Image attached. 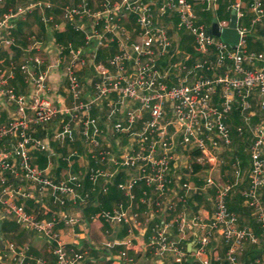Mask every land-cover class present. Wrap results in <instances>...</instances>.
I'll use <instances>...</instances> for the list:
<instances>
[{"label": "built area", "instance_id": "2783aa9c", "mask_svg": "<svg viewBox=\"0 0 264 264\" xmlns=\"http://www.w3.org/2000/svg\"><path fill=\"white\" fill-rule=\"evenodd\" d=\"M220 1L228 2L230 11L236 16L239 40L235 47L206 32L207 27L200 22L192 0L105 1L98 10H91L84 0V3L64 10V20L73 30L84 34L85 45L74 48L76 53L71 51L74 56L68 59L73 63L69 75L66 74L67 88L72 93L69 95L71 106L76 112L69 117L83 126L76 135L74 130L68 129L70 121H67V127L58 138L70 144L79 140L83 146L100 145L98 139L103 137V131L94 125L100 118L89 117V113L97 108L90 101L80 103L82 94L76 93L80 79L75 67L90 64L95 70L104 61L114 75V81L112 79L107 88L114 90L116 96L111 105L107 107L108 103H104L101 107L107 119H121L109 122L114 138L120 137L119 133L125 130L129 137H125L122 152L116 142L112 149L114 155L109 151L91 153L90 157L98 155V159L90 158V166L79 164L74 171L68 166L69 173L57 180L47 176L46 169H39L29 162V155L33 149L52 154L48 152L45 139L37 137L36 129L50 124L62 115L63 110L49 94H45L41 79L30 80L28 69L34 65L33 56L24 63L25 66L18 67V72L21 70L24 79L33 86L26 93H18L8 86V79L16 73V68L11 69L8 65L4 70L0 61V97L4 98L9 113L6 122L0 121V172H9L16 179L19 170V181L30 185L26 190L20 183L16 188L3 185L0 177V206L4 212L15 214L22 222L19 226L34 230L48 240L56 264H85L86 260H92L89 251L98 250L104 258L90 264H132L133 258L128 253L134 250L148 254L157 264H212V258L221 263L219 257L212 254L214 241L224 247L225 264H243L241 257L246 245L261 246L260 238L264 240V7L261 0H251L247 6L242 0H203L202 12H213ZM3 3L4 0H0V8ZM29 10V7L17 8V12L3 15L0 31L4 30L7 37L0 40V44L13 43L10 22L16 15H25ZM246 15L251 16L248 27L242 23ZM129 20H134L136 27L132 33L124 26ZM49 21L51 18L44 19V22ZM228 24L229 18L218 22L220 29ZM256 26L263 27V34H258L262 51L248 50L245 41L246 35ZM183 31L192 39L191 53H183L180 49ZM107 48H114V54L95 65L97 51ZM33 49L39 50L37 44L30 46V50ZM67 49L71 46L58 47L57 54H63ZM88 49L92 50L90 57L85 55ZM39 75L38 69L36 76ZM100 93L103 94L100 97L107 95L104 90ZM253 99L255 106L251 103ZM253 107H257V112ZM233 113L245 127H238L239 135H245L246 129L250 141L246 148L247 172L240 169L238 162L231 163L233 180L230 181L228 173L221 177L217 173L225 164L221 153L230 151L232 140L228 121ZM256 114L258 121L253 123L251 117ZM133 125H136L134 130ZM117 151L119 154H115ZM195 152L200 155L193 157ZM72 156L81 155L74 151ZM192 161L199 163L203 170L192 173ZM120 174L116 187L126 203H117L118 212L115 209L102 212L100 218L107 220V224L115 219L120 223L130 222L126 224V238L122 242L106 240L102 246L76 249L56 234L58 224H73L77 221L74 217L63 215L47 219L43 216L47 213H27L14 202L15 197L31 198L32 192L42 193L46 188L48 193H45L63 207L71 202L72 191L84 177L91 182L96 178L99 182L112 176L116 180ZM245 176L247 185L238 188ZM96 185H91V189L94 190ZM110 185L104 183L103 188L108 190ZM61 186L65 191L60 189ZM231 194L241 198L250 210L261 237L239 226L237 215L227 207ZM196 197L209 200L210 217L204 215L205 208L197 205ZM189 204L196 210H191ZM140 205L148 209L141 222L137 211ZM114 229L108 227L105 234L110 236ZM117 246H123V249L113 252ZM20 249L9 243L3 262H0L25 264L30 261L27 249ZM168 258L170 262L167 263ZM32 262L45 264L41 259ZM253 264H264V255L254 259Z\"/></svg>", "mask_w": 264, "mask_h": 264}, {"label": "crops", "instance_id": "0c3cea01", "mask_svg": "<svg viewBox=\"0 0 264 264\" xmlns=\"http://www.w3.org/2000/svg\"><path fill=\"white\" fill-rule=\"evenodd\" d=\"M105 1H109L111 3L120 2V0H85V2L88 4V6L90 7L91 10L101 9L100 8L101 3L105 2ZM242 1L247 6L249 1H251V0H242ZM220 2L223 4L218 3L217 9L214 10L213 12H211V11L202 12V8L205 7V3L203 2V0H192V5L194 7L195 13L197 14L200 22L202 24H204L205 27H209L211 25L213 19H215L217 22H220L219 19H217L216 15L213 16V13H216V12L219 13L220 11H223L224 7H225L224 10H226V12L229 13L228 18H230V12L231 11L229 9V6H230L229 3L226 1H220ZM261 2H262V5L264 7V0H261ZM82 3H84V0H4L3 6H2V8H0V19L3 17V15L9 14L12 11L17 12V8L23 9V8L29 7L30 10L28 12H26V16L16 15L10 22V24L13 27V29L11 31V36H10L14 40L13 43L16 42L19 45L21 43V45H20V47H22V48H20L21 50L23 48L27 49L28 44L34 45L37 43H39V44L43 43V45L46 46L45 51H47L46 53L48 54V56H49V54L55 55L58 53V47L56 46L58 43L63 44L65 46L71 44L70 42L66 41L65 39L60 38L61 35L64 34L68 28H70L73 32H79L83 36V41H84V34L81 31L73 30V28L70 26V24L68 22H66L63 18L64 10L67 7H69L71 5L78 6ZM46 5H49L50 7H46ZM250 17H251L250 15H246L244 17V19L242 20L243 25H245L247 27L249 26L248 23H249ZM47 18H51V21L44 22V19H47ZM124 26L127 27L128 31L130 33H132L134 30H136V27L134 25V20L127 21L126 23H124ZM184 33H186V32H184ZM248 34L250 35L251 44H254V43L259 44L260 45V46L258 45V47H260L259 50H261V49L263 50L262 40L258 37V34L259 35L263 34V27L256 26L255 29H253V31H251ZM6 37H7V35L5 34V31L4 30L0 31V38L5 39ZM246 37H247V35H246ZM180 38H181V33H180ZM189 38H190L191 43H192L191 37H189ZM247 38H245V41L247 40ZM246 44H247V41H246ZM180 45H181V43H180ZM56 48H57V50H56ZM12 49H13V51H11V52H13V56L10 53V49L9 50H3L0 52V61L2 63L1 66H3L4 68H8V65H9V63H11V61L16 62V61H19V57H21V56L24 57V55L20 49H16L14 47ZM107 49H109V48H107ZM192 49H193V47H192ZM35 53H37V52L35 50H32L30 52V54H25V56L33 55ZM18 63L19 62H17L16 65ZM85 76L86 75H84V77ZM8 84H9V87L15 88L14 86L10 85V82H8ZM53 84H55V83L53 82ZM59 89H60V86H59V83H57V84L52 86V89H51L50 94H49L52 101H54V103L58 106H60L58 96H61V95H56V91H58ZM15 91L20 92V93H26L27 92L26 89L24 88V86L15 88ZM60 101L63 104V98ZM96 113H97V109H96ZM8 118H9V113L7 111V108L4 105V99H2L0 97V121L6 122L8 120ZM251 121L253 123H257L258 115L256 114V115L252 116ZM238 122L240 123L241 121H240V118L235 113L231 116L230 120L228 121V123L232 124L231 126H233V127H236L235 125ZM53 126H54V123H52L50 126L46 127V129H44V130H40L41 128H37V130L39 132H45L43 137H40V138L45 139V140L49 139L52 132H53L51 130V128H53ZM239 127H241V126H239ZM37 137H38V135H37ZM235 137H236L237 141L233 147L229 148L230 151L226 150V151L221 153V156L223 154V158L225 157V159H227V162H225L224 166L221 168V170L219 172L229 173L227 178L230 181L233 180V176L231 175L229 164L231 165L232 162H238L240 169L243 172H247L248 163H249V158H248L247 165L242 166L243 163L241 162L240 158H238V155H237L239 152H242V153L246 154L248 157V154L246 152L244 144H246L247 141L248 142L250 141L249 136H247L248 139L246 138L245 140L241 136H235ZM244 142H246V143H244ZM74 145L76 147H78L79 150H81V148L83 147V144L79 140ZM30 154H31V157L33 160L38 159V161H32V163L34 165L35 164L39 165L40 169H45L46 164H42L43 162L38 158L39 154L34 153V151L30 152ZM60 161L61 160L59 158H57V162L61 163ZM67 165L68 164H66V167L64 166V168L62 167L63 171H67L69 169V167ZM88 166L86 165V167H88ZM72 169L77 170L76 165L73 168H71V171H72ZM59 171L60 170L57 167H55V175L52 176L51 178L55 179V180L59 179L61 176V175L59 176ZM1 172L5 175L4 178L5 179L7 178V180L3 179L1 177V173H0V177L4 181L3 185H9L10 184V186H13L15 188H16V186H19L18 185L19 183L14 181V179H13L14 177L12 174H10L9 172H6V171H1ZM219 172L217 173L218 176L220 175ZM247 180L248 179L245 176L242 184H240L238 186V188H244L247 185ZM20 185H22L24 190H26L30 186L28 183H26L24 181H22L20 183ZM234 197L237 199H240L237 196H234ZM195 200H196V198H195ZM203 200L205 201V198ZM35 201H36V196H35V193L32 192L31 198H23L21 196H18L17 200H15L14 202L17 205L24 207L27 213L32 214L33 212H36L37 210H40L43 213V210L38 209L39 205L37 203H35ZM196 201L199 202L198 200H196ZM44 203H45V207L50 208L51 210L52 209L56 210L57 208H60V206L58 204H55V203L53 204V199L50 196V194L44 195ZM204 203H202L203 207L205 208L204 215L206 217H210L211 213H212L211 206L209 204L207 205L206 203H205L206 204V206H205ZM263 204H264V201H263ZM68 207H69V205H67V207H63L64 209H67L66 212H69V210H70V208H68ZM249 211L250 210L247 207H245L244 204L242 203V209H240L237 213H235L238 217V220H239V226L244 227L245 229H250L258 237H261L259 227H258L257 223H255L256 220H255L254 216L249 213ZM4 213L5 212H4L3 208L0 206V228H1V225L3 222H6L8 224L13 223L10 220L6 219V217L4 216ZM53 214H56V211H54V212L50 211V212H48L47 215H44V217L47 219H51L52 217L58 218V215L54 216ZM87 221L88 220L85 221L87 223V225L84 228V231L78 236L80 238L78 240L79 243H74L73 247L76 249L77 248L81 249L83 247H85L84 249H88V246L90 247L91 245H94L97 247L103 245V243L98 244V243H95L93 241H88L87 235H88V231H89V222H87ZM90 222H91V220H90ZM92 224L94 226V229L97 231L96 233H99L102 227L97 226L96 223L95 224L92 223ZM61 228H63V227H61ZM24 229L19 225L12 227L10 230L11 232H7V233L4 232L3 233V235H2L3 240L1 239L0 241H4V244H6L7 242L16 241L15 245H17L18 247H20L22 245H26V248L28 250V253L30 254L31 260L27 261L25 264H33L32 261H34V259H41V260L45 261V264H56L55 259L50 252V245H49L48 241L40 233H39L40 234L39 235L38 232H36L34 230L27 231ZM256 230H258L259 234L256 233ZM124 231L125 230L121 231L119 228H115V230L111 233L110 236L105 235V241L106 240H112V241H116V242H122L126 238V232H124ZM6 239L8 241H6ZM17 239H18V241H17ZM65 239H67L66 236H65ZM84 242H87V244H88L87 247L83 244ZM188 246H189V244H188ZM258 247L261 248V246H258ZM120 249H123V246L115 247L113 252H117ZM212 250H213V252H212L213 256L214 257L218 256L219 260H221V263H220L218 260H215L216 258H212V264H225L224 247L221 246L219 241H214L212 243ZM259 251L261 252V256H263L264 255V249H261ZM96 252L95 253L97 255L94 256V254H93L92 260H90V259L86 260L85 264H90L91 262L95 263L97 260H99V259L102 260L104 258L102 251L98 250ZM128 254H129V257L133 258L132 264H157V263H155V260L152 259L151 256H149L148 254H144L142 252H137L136 250L130 251ZM166 262L167 263L170 262V259L168 258V260Z\"/></svg>", "mask_w": 264, "mask_h": 264}, {"label": "rangeland", "instance_id": "374dc122", "mask_svg": "<svg viewBox=\"0 0 264 264\" xmlns=\"http://www.w3.org/2000/svg\"><path fill=\"white\" fill-rule=\"evenodd\" d=\"M219 3H221V2H219ZM221 4H223V3H221ZM215 15H216L217 19H219L220 22L228 19V15H227L226 11H220L219 13L218 12L213 13V16H215ZM24 16H26V14ZM0 40L3 41L4 39L0 38ZM0 45H2L0 47V52L3 50H9L10 49V53L12 56H13V52H11V51H13V49H12L13 47L16 49L22 48V47H20L21 43L19 45L16 42L12 43L10 45L3 42ZM83 45H85V44H83ZM30 46H32V45L28 44L27 49H25V48H23L22 50L20 49L22 51L24 57L23 56L19 57V61H16V62L11 61V63H9V67L11 69H15L19 65L20 66L23 65L29 59V57L33 56L34 65H33L32 69H28V75H29L30 80L34 82V80L36 78L41 79L39 81H42V83H44L45 88H46L45 89L46 95L50 94V91H51L53 85L59 83V86H60V89L58 91H56V95H61V96H58L59 105H60L59 107H60V109L63 110V112H62V115H60L56 118V119L59 118L58 122L54 123L55 120L50 122V124L54 123L53 128H51V130L53 132H52L50 138L45 140L48 143V147H49V149L47 148L48 152L50 151L54 155L53 154L46 155V153L39 152L40 150L33 149L34 153L39 154V156L44 160V163L46 164L45 169H46L47 176H49L50 178L52 176H54L55 175V167H57L60 170L59 171V176L61 175L60 178L64 177L67 173H69L67 171L62 170V167L63 168H64V166L66 167V164H68L67 166H70V168H73L75 165H76V167H78L79 164L83 165L84 167H86V165L88 166L91 163L90 158L94 159V161L96 159H98V155H93L94 158H93V156L90 157L91 153L95 154L97 152L109 151L111 155H114L112 149H113L114 143H116V142L119 143V145L121 147V152H122L125 149V144H126L125 137H127V138L129 137L128 132H127V130H125L124 132H120L119 134L121 136L114 138V136H113L114 132L112 131V133H111V131L109 130L110 129L109 128L110 127L109 122H112V120H113V122H115L114 120L121 121V119H120V117L119 118L114 117L113 119L111 117V118L107 119V115L105 117V110L101 107V106H103L104 103H105V105L108 103L107 107L109 105H111L114 101L113 100L114 97L116 96V94L114 93V90H111V89L109 90V88H107V86L110 85L112 79L114 81V75L105 66V61H104V63H102V65L98 66L95 70L90 68V64H88L86 66H82V65L77 64L75 67L77 77L80 78V81H78L79 88L76 90V93H79V95L82 94L81 95L82 98H80V103H83L82 101H86V102L90 101V102L94 103L95 107L97 108V113L94 111H91L90 113L88 112L89 117L92 119L94 118L95 120H96L95 116H97V118L99 117L100 118V119L98 118L99 121L98 120H97L98 122L94 121V125L96 124V127L100 126L101 127L100 129L103 131V133L101 132L103 137L101 136L98 139V141H99L98 144H100L98 147H92V145L91 146H83L81 148V150H79L78 147H76L74 145L75 143L70 144L69 142L65 141L64 139H61L60 137L58 138V135L67 127V124H65V123H67V121H70L68 123V126H70L68 129L70 131L74 130L76 135H78L77 134L78 131H80L82 126H83V124L80 123L79 121L73 122V119H71L69 117V115L71 113H76V112H73V111H75L74 106H71L72 102L70 101L69 95H71L72 93L70 92L69 88H67L68 76L66 77V74L69 75V71H71L70 65L73 63V60L69 62L68 58L70 56H74V53H76L75 49L72 45H66L65 46L63 44L58 43L56 45L57 47H69V46H71L72 50L67 49V50H64L65 52L63 54H55V55L49 54V56H48V54L46 53L47 51H45L46 46H44L43 43H41V44L37 43V46L39 48V50H35L37 53H35L33 55L25 56V54H30V52L32 51V50H30ZM91 46L92 45H90V48H91ZM56 50H57V48H56ZM71 51L74 53H72ZM114 52H115V49H114ZM86 53L87 54H85V55L90 57L92 50L88 49V50H86ZM172 60H174V62L177 61V59H175V58H173ZM17 62H19V63L16 65ZM74 62H75V60H74ZM171 62L173 63V61H170V63ZM23 66H25V64ZM88 66H89V68H88ZM38 69L40 70L41 75L36 76ZM4 70H7V68H4ZM80 74H81V76L83 75L82 79H81V76H79ZM84 75H86V76L84 77ZM13 78H19L20 83L22 82V84H23L20 86H25L26 88H33V86L31 85V82L24 79V76H22L21 70H19V72L16 71V73L13 72L12 78H9V79H13ZM9 79H8V82H10ZM52 81L55 84H53ZM8 86H9V84H8ZM100 90H104L107 95L100 97V95H103L100 93ZM62 98H63V104L60 101V100H62ZM87 104H89V103H87ZM254 111L257 112V107H255ZM80 113H84V112H80ZM93 113H94V115H93ZM90 114H91V116H90ZM124 126L126 127V125H124ZM46 127H48V126L45 125L40 130H44V129H46ZM135 127H136V125L131 126L132 130H134ZM37 133H38V130L36 129V134ZM74 151L77 152L78 154H81V156L80 157H73L72 153ZM115 154H119V151L115 152ZM39 156H38V158H39ZM57 158H59L61 160L60 161L61 163L57 162ZM223 159L225 162H227V159H225V157ZM32 161H38V159L33 160L31 157V154H30L29 155V162L32 163ZM35 166L40 169L39 165L35 164ZM17 171L19 173V174H17V177H16L17 180L14 178L13 179L15 182L21 183L22 181H19L21 178V173L19 172V170H17ZM72 171H74V170L72 169ZM84 171H85V173L86 172L88 173L87 170H84ZM0 173H1V177L3 179H5L4 178L5 175L2 172H0ZM223 173L224 172H222L220 174V177ZM86 177H84L83 181L79 185H77V189L72 191L71 202L66 204L65 206H63V207H67V205H69L68 208H70V210H69L70 213L66 212L67 209H64L63 207L57 208L56 210L55 209L51 210L50 208L45 207L44 195L46 194L45 192H47L46 188L42 189V191H44L42 193L41 192H38V193L34 192L35 196H36L35 203H37L39 205L38 209L43 210V213L41 212L42 215L44 213L48 214V212H50V211H52V212L56 211V214H53L54 216L58 215L59 217H62L63 215H67L68 217H74L77 220L73 224H70V225L64 224L63 225L61 223V224H58L56 227L57 229H59V231L56 234L61 235V237L63 239H65V236H66L67 239H65V241L67 240L66 242L68 243V245H74V243H79L78 240L80 238L78 236L84 231V228L87 225V223L85 222L86 218H91L90 219L91 222L94 224L96 223L97 226H101V227L106 226L109 228L119 227L121 231H122V229L123 230L126 229V224L130 223V222L126 223L125 221L120 223L115 219V221L111 222V224H107L106 223L107 220L100 218V214L102 212H106V210L103 208V205L100 203V200H99L100 196H101L100 198L102 199V198H105V195L107 194V190H105L103 188V184L109 183L112 185V183L115 180V177H113V176L107 177V178L104 177V178H102L103 181L99 180V182L96 178H94L95 179L94 182L93 181L91 182V180L88 179V177L86 179ZM93 177H95V176H93ZM5 180H7V178ZM53 180H55V179H53ZM86 181L88 182V184H87L88 187L84 188ZM90 184L91 185L97 184L94 190L91 189ZM1 185H2V183L0 182V186ZM101 188H103V189H101ZM60 189H62V191H65V189L62 186L60 187ZM12 194L14 195L15 193L12 192ZM56 194L57 193H54V197L55 196L57 197ZM14 200H17V198L15 197ZM121 201L122 200H120V203H121ZM205 201H206L205 203L207 205L210 204V202H208L209 200H205ZM118 202L119 201L117 199L113 201V203L111 204L112 205V209H111L112 211H113V209H115V211L119 210V208L117 209V207H116V204ZM54 203L55 202L53 201V204ZM125 203H126V200L123 199L122 204H125ZM196 203H197V205L203 207L202 203H200V202H196ZM205 203H204V205L206 206ZM189 206H190L191 210H193V211L196 210V207H192L191 204H189ZM92 209H94L95 211H92ZM139 209H140V212H139L140 216L138 218V221L141 222L142 220L145 219V215H147L146 211L148 209L145 207V205H141L139 207ZM37 213H40V210H37ZM4 216L6 217V219L10 220L15 225H18V224L20 225L22 223L16 219L15 214L12 212L7 211L4 213ZM126 218L129 219L127 216H126ZM61 227H63V228H61ZM24 230L30 231V229H26V228ZM134 232H136V231L134 230ZM1 239H2V236H1L0 240ZM6 241H8V240L6 239ZM17 241H18V239H17ZM12 242H13V244H16L15 243L16 241H12ZM9 243H11V242H7L6 244H4V241H3L2 245H0V261L1 262H3L2 257L6 254L4 252L6 251V246H8ZM15 246H17V245H15ZM24 247L26 248V245L20 246V248H22V249ZM83 248H85V247H83ZM22 249H20V250H22ZM16 251H18V250H16ZM96 253L94 251H89V255L91 258L93 256V254H94V256L97 255ZM27 254H29L28 250H27ZM5 261L8 262L9 260H5ZM1 262H0V264H2ZM44 263H45V261H44Z\"/></svg>", "mask_w": 264, "mask_h": 264}, {"label": "trees", "instance_id": "16d2710c", "mask_svg": "<svg viewBox=\"0 0 264 264\" xmlns=\"http://www.w3.org/2000/svg\"><path fill=\"white\" fill-rule=\"evenodd\" d=\"M224 9H225V7L223 8V11H226ZM227 15L229 17V13L228 12H227ZM189 37L190 36L188 34H186L184 32H181V45H180V49H181V51L183 53H191L192 52L193 45H192L191 40H190ZM247 37H246L247 38V40H246L247 41V44L246 45H247L248 50L262 51V49L259 50V48H260V47H258L259 44H257V43L256 44L255 43L254 44H251V42H250V35L249 34H247ZM60 38L61 39L63 38L66 41L70 42L71 45L74 48L81 47L84 44L83 36L79 32H73L70 28H68L65 31V33L61 35ZM113 54H114V49H112V48H109V49H99L97 51V54H96L95 65H98L100 62H103L105 59L109 58ZM18 67L16 68V71H18ZM79 76H81V74ZM81 79H82V76H81ZM10 85L11 86H14L15 88H17V87H22L20 85H23V84H22V82L20 83L19 78H14L13 80H10ZM24 88L26 89V91L28 90V88H26L25 86H24ZM18 93H20V92H18ZM251 103H252V106H253V105L256 104V101L253 99V100H251ZM253 109H254V107H253ZM93 111L96 112V109H94ZM93 115H94V113H93ZM58 119H55L54 123L55 122H58ZM51 124H48L46 126H50ZM231 125L232 124H229L228 123V127H229V130H230V138L232 140V143H231V146L230 147H233L235 145L236 141H237V139H236L235 136H240L239 133H238V127L239 126L244 127V126L242 125V122H240V123L238 122L235 125L236 127H233ZM246 131L247 130L244 129L245 135L241 136L244 140L247 138V132ZM44 133L45 132H39L38 131L37 135L40 138V137H43ZM244 143H246V142H244ZM248 144H249L248 141H247L246 144H244L245 149L247 148V145ZM199 155L200 154L198 152H195L192 156L193 157L194 156L197 157ZM237 155H238V158H240L241 162L243 163L242 166L243 165L244 166L247 165V161H248L247 155L244 154V153H242V152H239ZM220 157L223 159V154H222V156L220 155ZM39 159L43 162L42 164H45L44 163V160L40 156H39ZM229 167H230V164H229ZM202 170H203V167L199 163L192 161V173L201 172ZM220 174H221V172H220ZM86 179H87V177H86ZM120 179H121V174L117 177V179L114 181V183L112 185L108 186V190H107V194L105 195V198H102L101 199L100 198L101 196L99 197L100 203L103 205V208L106 211H111V209H112V205L111 204L113 203L114 200L117 199L119 201L118 202L119 204H121L120 203V200L123 201V194L116 187L117 184L120 182ZM87 184H88V182L86 181L84 188H87L88 187ZM135 193H137V191ZM203 199H204L203 197H196V200H198L201 203H204L205 202ZM262 201H264V196H262ZM242 203H243V201H242L241 198L240 199H237V198L234 197L233 194H231L230 197L227 200L228 210L231 211V212H233V213H237L240 209H242ZM140 209L137 210V211L140 212ZM92 211H95V210L92 209ZM249 213H250V211H249ZM90 219L91 218H86V220H88L87 222H89V231H88V235H87L88 236V241H93V242L98 243V244L99 243H104V241H105V235H106L105 234V230L108 229V227L104 226V227L101 228V230H100L99 233H96L97 231L94 229V226H93L92 222H90ZM15 226L16 225L13 224V223L12 224H8L6 222H3L2 225H1V228H0V238L3 235L4 232H6V233L7 232H11L10 231L11 228L12 227H15ZM117 228H119V227H117ZM256 233L259 234L258 230H256ZM260 241H261V248L258 247L257 245L256 246L249 245V244L246 245V248H245V250L243 252V255L241 257V261H242L243 264H253L254 259H256V258H258V257L261 256V252L259 250L264 249V240L260 238ZM83 244L86 247L88 246L87 242H84Z\"/></svg>", "mask_w": 264, "mask_h": 264}, {"label": "water", "instance_id": "95a60500", "mask_svg": "<svg viewBox=\"0 0 264 264\" xmlns=\"http://www.w3.org/2000/svg\"><path fill=\"white\" fill-rule=\"evenodd\" d=\"M206 32L209 35L220 39L222 42L235 47L238 43L239 35L236 31V16L234 14V11L230 12L229 24L227 27L220 29L218 22L213 19L211 25L207 27ZM0 245H2L1 241Z\"/></svg>", "mask_w": 264, "mask_h": 264}]
</instances>
